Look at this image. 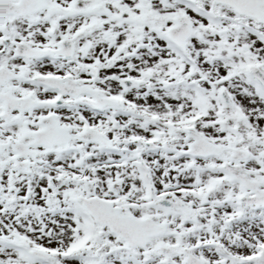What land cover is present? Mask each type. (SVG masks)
<instances>
[{"label": "rangeland", "instance_id": "obj_1", "mask_svg": "<svg viewBox=\"0 0 264 264\" xmlns=\"http://www.w3.org/2000/svg\"><path fill=\"white\" fill-rule=\"evenodd\" d=\"M57 3L63 10L49 14V20L57 19L61 37H75L73 59L68 62L59 59L58 63L41 60L35 70L67 75L103 95L119 96L121 105L131 108L135 105L143 115L129 113L130 110L118 111L121 107H106L107 113L97 114L78 109L75 97L62 96L66 104L75 106L59 110L61 122H72L75 129L88 125L104 130L114 142L113 148L107 151L75 140L67 148L64 145L42 147L43 169L31 180H27V170L11 168V150L3 152L0 195L9 198L0 199L17 202L11 210L0 203L2 243L19 244L16 238L20 235L33 239L34 247L40 246L50 253L51 260L46 264H98L91 260L97 255L106 259L100 264H184L181 250L167 256L152 245L171 244V236L156 237L145 250L129 254L121 252L124 251L122 240L104 228L102 237H93H97L98 244L91 236L89 240L92 224L67 200L69 193L82 192L83 184L57 178L71 176L85 178L90 190L111 201L121 200L111 190L110 186H115L126 212L157 220L163 219L164 214L151 207L150 184L155 185V194L164 188L182 193L198 209L195 217L190 215L183 222L184 217H179L177 211L164 217L170 222L169 233L185 230V241L207 264H255L247 258L256 256L264 248V209L247 207V212L239 216L236 198L245 189L217 168L219 159H201L192 165L185 157L164 158L146 150L143 158L151 167V176L146 179L132 154V140H153L156 131L166 136L173 134L180 147L191 139L185 132L189 126L215 143L245 147L250 156L242 161V170L252 178L263 177L264 87L249 76L248 69L257 65L264 71V26L253 23L250 18H238L226 6L215 7L210 0L202 1L201 10L178 0H61ZM91 5H97V9H89ZM181 13L189 16L194 28L184 55L168 43L165 35L175 22L174 16ZM45 24L34 29L44 27L45 30L49 25L47 19ZM128 37H131L129 48L121 51L119 44ZM147 72L152 74L150 79L146 77ZM124 76L136 81L134 88L122 90L120 78ZM165 81L172 83L165 87ZM221 88L229 93L232 104L223 102ZM36 92L46 100L55 96L52 91L38 89ZM49 107L46 104V112ZM18 122H22L21 117ZM0 124V140L9 137L14 141L20 137L21 125L10 126L13 120H0ZM48 176L53 178V187L48 183ZM213 187L212 204L199 207L204 191ZM50 189L56 192L53 200L47 199L44 193ZM36 210H39L37 218L33 217ZM10 211L17 214L13 217ZM198 238H204L203 244L198 245L200 249L194 247ZM214 240L225 246L226 255L205 249ZM81 246L87 252L74 255ZM17 254L10 247L0 250L3 259ZM27 264L40 263L29 260Z\"/></svg>", "mask_w": 264, "mask_h": 264}, {"label": "flooded vegetation", "instance_id": "obj_2", "mask_svg": "<svg viewBox=\"0 0 264 264\" xmlns=\"http://www.w3.org/2000/svg\"><path fill=\"white\" fill-rule=\"evenodd\" d=\"M12 2L16 0H11ZM60 1V0H59ZM2 0H0V3ZM46 10H43L45 12ZM44 22V19H39L37 22L33 23L31 26L29 25L28 17L26 16H19L14 14H5L4 16L0 15V67H7L11 69L12 71H23L25 74V77L28 76L30 73L28 68H30V65L34 64L35 61H37L36 57H30V58H20L17 56L16 49H15V43L16 42H27L30 45L34 47H49V48H55L57 47L56 41L60 40V34L56 33L57 24L56 22H53L54 24V31L46 36L41 30H30L31 27L35 25H41ZM6 45V46H5ZM47 45V46H46ZM19 82L15 80H10L8 82V85L12 87V92L16 96H24V95H30L35 99V104L28 109L27 111L23 112V114H27L28 117H31V113L37 115L35 117L40 118V114L44 112V106L45 103L42 101L40 97H37L34 93L27 91V88H20ZM6 89L3 88V85H0V93H5ZM26 104H29V101L26 102ZM4 108L3 100L0 98V112ZM15 117V116H13ZM156 139V142L158 143V147L156 148L158 153H163V148L159 147L161 144H163L164 140H161V138L156 135L154 137ZM31 137H28V140H30ZM171 141H173L172 138H170ZM171 155H174L172 153ZM177 236V235H176ZM184 236V235H183ZM183 236L179 238L177 236V239L180 241L178 243V246L184 245L182 242H184ZM20 240V248L17 249L18 254L17 257H10L7 256V258L3 259L0 258V264H27L29 262L30 258H33L30 256V248H29V239L24 238L20 236L19 238H16ZM217 242H214V246L217 247ZM221 245V244H220ZM9 248L6 245L0 244V250H4ZM224 253H226V249L221 245L220 248ZM36 260V259H32Z\"/></svg>", "mask_w": 264, "mask_h": 264}, {"label": "water", "instance_id": "obj_3", "mask_svg": "<svg viewBox=\"0 0 264 264\" xmlns=\"http://www.w3.org/2000/svg\"><path fill=\"white\" fill-rule=\"evenodd\" d=\"M224 3L230 4L235 7L238 12L248 13L256 16L261 21H264V12L261 10L257 11V2L261 0H219ZM256 10V11H255ZM178 19L179 24L170 29V35L178 42L184 45L185 39L191 31V26L187 22L185 26ZM72 46H69L71 50ZM252 72L264 83V73L257 67L252 69ZM64 90L70 91L69 86H65ZM52 132V131H51ZM50 134V133H48ZM52 135H55L54 133ZM61 141V140H60ZM193 146L198 151V153H211L212 146L198 136V141H196ZM195 150V151H196ZM247 154V153H246ZM243 155L242 157L246 156ZM258 197V195H257ZM256 197V198H257ZM262 200H264V194L260 195ZM87 200V205L90 211L95 215L96 219L103 224H108L110 228L122 235L130 245L141 244L144 245L150 235H155L164 232L165 224L154 223L151 219L147 218L145 220L137 221L131 216L120 215L111 211V206L99 199ZM258 262H263V260H258Z\"/></svg>", "mask_w": 264, "mask_h": 264}]
</instances>
